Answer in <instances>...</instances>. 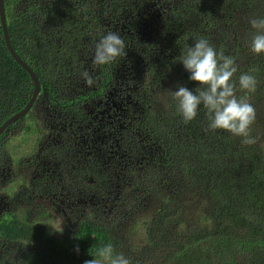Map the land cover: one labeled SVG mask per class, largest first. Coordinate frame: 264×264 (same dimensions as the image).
<instances>
[{"label":"trees","instance_id":"trees-1","mask_svg":"<svg viewBox=\"0 0 264 264\" xmlns=\"http://www.w3.org/2000/svg\"><path fill=\"white\" fill-rule=\"evenodd\" d=\"M3 2L10 44L40 91L27 114L0 135V177L16 182L25 169L24 185L31 183L16 198L0 196L10 209L0 210V264H84L102 259L98 250L108 244L131 264H264V144L208 130L202 105L185 123L172 94L177 85L199 86L179 57L197 37L206 38L218 53L235 58L236 95L249 97L253 124L260 126L264 53L250 50L255 30L249 20L264 17V0ZM109 31L123 38L126 56L96 65L95 44ZM241 73L256 78L255 92L240 88ZM106 88L128 109L126 118L127 112L109 121L91 111ZM32 92L0 23V126ZM160 94L166 108L158 105ZM255 131L251 126L257 139ZM48 132L68 135L43 138ZM96 136H104V144ZM115 152L142 165L124 177L110 164ZM61 195L70 205L54 202L68 222L66 234L51 224L57 213L41 209L49 196ZM150 195L160 205L144 222L145 244L135 255L118 232L120 221ZM29 205L46 217L30 216Z\"/></svg>","mask_w":264,"mask_h":264},{"label":"clouds","instance_id":"clouds-1","mask_svg":"<svg viewBox=\"0 0 264 264\" xmlns=\"http://www.w3.org/2000/svg\"><path fill=\"white\" fill-rule=\"evenodd\" d=\"M249 24L255 30L251 37L250 50L255 54L264 53V17L251 18ZM126 45L123 38L116 32L109 31L103 35L94 47V63L105 65L117 57L126 56ZM184 69L190 73L188 79L198 83V87L189 90L177 85L178 90L172 91L177 103V110L185 123L196 118L202 105L206 109L207 129H223L233 135L244 138L245 144L256 143L251 133V126L256 119V109L249 102L248 96L236 95L234 80L238 72L235 58L218 53L208 39L197 37L191 46L186 47L179 57ZM86 84H94V79L85 71L82 73ZM241 89L255 92L257 80L253 75L241 73L238 77ZM76 251L79 249L77 247ZM102 259H91L84 264H131L129 258L122 253L115 254L111 244L98 250Z\"/></svg>","mask_w":264,"mask_h":264},{"label":"rangeland","instance_id":"rangeland-1","mask_svg":"<svg viewBox=\"0 0 264 264\" xmlns=\"http://www.w3.org/2000/svg\"><path fill=\"white\" fill-rule=\"evenodd\" d=\"M94 35H95L94 37H97V34L95 32H94ZM174 73H176V71ZM161 93H163V92H161ZM111 100L116 101L115 97H111V98H108V100L105 101L104 103L108 104ZM157 100H158V105L162 106L163 108H166V99L164 96H162V94H160V96L157 95ZM103 113L106 114V117L110 116L107 113V110H104ZM110 117L111 118L108 119L109 121L112 119V116H110ZM257 125H260V126L257 127L255 124L252 125L254 127V129H256V131H257V132L255 131V136H257L255 144H264V113L258 119ZM115 154L117 155V159L116 158L114 159L116 169L124 177H126V176L129 177L128 173L131 172V168L134 164H138V166L142 165L137 160L135 161V163H133L131 161H125L123 159L126 157L125 155L120 156L119 154H117V152H115ZM25 172H26V170L24 169L23 171L19 172L20 174L16 175V177L18 179V181H16V182H14L13 179H10V181H9L7 179V177H0V196H2V192H5V194L8 195L10 198H16L19 195H21V193L24 192L25 189L30 190V187H31V183L29 182L30 180L25 182V185L23 182L25 180ZM29 176H27V177H29ZM5 194H3V195H5ZM150 196H151V198L146 199L144 201V205L140 206L137 210H135V213H133L132 215H129L127 217V219H125V221H120V222H125V223H121L120 230L118 232L123 238H125L124 240L126 241V243L130 244V247H128V248L131 250V252L134 249L133 253L135 255H139L141 253L140 251L142 250V248L145 244L144 241L146 240V233H145V229H144V222H147L148 219L151 218L153 213L157 210V208L160 205L158 198H156L152 195H150ZM6 200L8 201L9 199H6ZM6 200L2 199L0 197V210H1L2 214L4 212L10 211V209L5 208V206L7 205ZM54 200L57 203L66 202L67 206L69 204L67 199H66V196H64V195H61L60 197L55 196L54 198L49 196L45 200V203H43L41 206V209L43 211L42 214L56 212L57 217L54 218L53 220H51V224L52 223L54 224L56 231L66 234L70 231L68 222H67L66 218L64 217V215L59 210L58 206L55 204ZM111 206L109 208H111ZM28 209H30L29 215L32 217H35L36 220H41L44 217H46L45 215L40 216V214H41L40 208L35 210V209H33L32 206L29 205ZM11 211H13V212L17 211V209L16 208L11 209ZM104 264H108V262L105 261Z\"/></svg>","mask_w":264,"mask_h":264},{"label":"water","instance_id":"water-1","mask_svg":"<svg viewBox=\"0 0 264 264\" xmlns=\"http://www.w3.org/2000/svg\"><path fill=\"white\" fill-rule=\"evenodd\" d=\"M0 23L2 26V32H3V38L5 45L7 47L8 52L11 54L12 58L29 74L32 83H33V92L31 95L30 100L26 104V106L11 116L9 119H7L1 126H0V135L1 133L10 125L12 122L18 120L19 118L23 117L24 115L27 114V112L31 109L34 101L36 100L37 96L39 95L40 91V84L37 79V77L34 75L32 69L15 53L13 50L10 40H9V35H8V30H7V23L6 19L4 16V2L3 0H0Z\"/></svg>","mask_w":264,"mask_h":264},{"label":"flooded vegetation","instance_id":"flooded-vegetation-1","mask_svg":"<svg viewBox=\"0 0 264 264\" xmlns=\"http://www.w3.org/2000/svg\"><path fill=\"white\" fill-rule=\"evenodd\" d=\"M82 87H84L83 85H81ZM80 84L78 85V88L81 87ZM94 90V88H93ZM79 93H81L79 91ZM114 95L112 94V92L109 90V88L107 89H104L103 91H101V94L99 95V98L97 97V103H96V106H90L91 111L92 112H96L97 115L96 116H101L102 118H105L106 120H108V118H110V116L116 118L114 119L116 122L118 121L119 119V116H122L124 115V113H126V115L123 117V118H126L127 115H128V109L127 108H124L122 107V104L119 102V101H113L111 100L108 104H105L104 102L108 100V98H111L113 97ZM93 100H91L92 102ZM104 110H107V113L110 115L108 117H106V114L103 113ZM61 109H58V110H55L54 109V112H60ZM115 133V132H114ZM68 133H65V132H58L56 134V136H51V132H48L47 134L45 135H42L44 136L43 138H49V137H55L57 139H65L67 137ZM98 139H100L101 141V144H104V140L101 139V137H104V136H96ZM42 139V138H41ZM110 148H113L112 145H110ZM100 151H103L104 149L103 148H99ZM106 151V150H105ZM104 163V162H103ZM106 164V162L104 163ZM112 164L115 169H116V166H115V163H114V159L113 161L110 163ZM107 165V164H106ZM117 171V170H116ZM118 172V171H117Z\"/></svg>","mask_w":264,"mask_h":264}]
</instances>
